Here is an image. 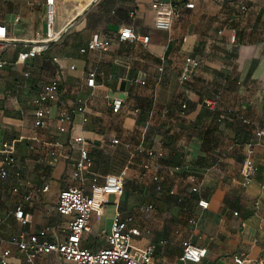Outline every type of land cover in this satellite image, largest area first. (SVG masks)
<instances>
[{"label":"crops","instance_id":"0c3cea01","mask_svg":"<svg viewBox=\"0 0 264 264\" xmlns=\"http://www.w3.org/2000/svg\"><path fill=\"white\" fill-rule=\"evenodd\" d=\"M154 1L55 0L54 29L61 36L44 42L45 0H0V23L11 39L1 50L7 64L0 68V143H13L18 169L0 179L1 236L49 225L50 238L62 239L69 217L56 210L59 190L82 185L89 191L93 176L102 183L126 165L123 192L108 193L101 212L91 213L82 245L106 244L118 206L140 230L135 246L155 244L153 264H232L238 251L264 256V133H256L264 130V0H193L168 30L154 25ZM124 24L148 41L118 40ZM93 31L112 37L108 50H80ZM34 43L45 44L42 53L19 60L18 51ZM90 70L94 85L86 83ZM51 78L59 82L58 95L46 105V123L36 126L32 98ZM114 97L123 100L118 112L111 110ZM205 97L215 98L214 108ZM60 109L70 113L63 130ZM77 134L93 158L83 183L72 165ZM247 156L253 173L243 183ZM171 158L181 161L175 172L166 162ZM172 187L180 199L169 193ZM148 201L160 211L143 210ZM17 202L29 213L26 224L14 216ZM184 239L206 247L199 263L179 259ZM13 252L15 264H28ZM33 264L73 263L51 251Z\"/></svg>","mask_w":264,"mask_h":264},{"label":"built area","instance_id":"2783aa9c","mask_svg":"<svg viewBox=\"0 0 264 264\" xmlns=\"http://www.w3.org/2000/svg\"><path fill=\"white\" fill-rule=\"evenodd\" d=\"M151 6L156 14L155 27L168 30L171 28L172 22L180 16L182 8L194 7V1L155 0ZM241 7L243 8L244 5L242 4ZM44 13L46 30L43 41L58 40L61 36V31H55L54 29L55 0H45ZM116 37L120 41L140 40L147 42L149 39L148 35L139 33L130 24L122 25ZM233 38L232 35V40ZM10 40L5 35L3 25L0 23V68L7 64V60L1 56V50ZM111 43L112 37L102 36L99 31H93L86 45L81 47L80 50L93 49L106 51L109 49ZM44 48V43H34L30 48L18 51V59L23 61L28 57L40 54ZM139 81L141 83L145 82L144 79H140ZM86 83L94 85L95 72L93 70L88 72ZM58 91L59 82L56 78H51L41 85L32 98L34 104V125L43 126L46 123V105L56 99ZM203 101L209 108H214L216 105V100L213 97H205ZM122 103L121 97H114L110 102L111 110L118 112ZM235 116L242 121H248L243 116ZM57 117L59 121L58 128L63 130L64 121L70 119V113L66 109H60ZM256 133H264V130L259 129ZM72 141L78 145V156L73 160L72 165L76 171L77 178L83 183L85 172L92 166L93 158L82 134L74 135ZM117 141V138L112 139L114 143ZM12 149L13 143L11 141L5 140L0 143L1 182H4L9 174L18 173ZM248 150L249 152L252 151L251 146ZM143 167L147 168L149 164L144 163ZM180 168L181 165H172L169 170L170 172H175ZM126 169L127 166L125 165L118 173L106 174L102 183H99L97 178L93 176L89 191H86L82 185H67L62 187L58 192L55 207L58 213L69 217L64 237L62 239H51L50 234L53 231V227L49 225L30 233L19 231L6 238L0 235V264H15L12 260L13 247L23 254L24 260L28 264H33L37 255L51 251L58 252L65 260L71 261L73 264H153L155 244L149 242L143 247L135 246L133 238L140 234V230L131 224L133 216L130 213L123 212L118 206L114 210L110 230L106 234V244L98 248H91L81 244L83 234L90 229L91 213L93 211L98 214L101 212L108 193L121 194L123 192ZM241 172L244 176L243 183L248 182L253 173V166L248 156L243 160ZM152 180L155 183V188L157 190L160 189L161 179L157 173L152 175ZM47 188L48 185H44L42 190H46ZM196 189V186L191 187L193 191ZM12 190L18 192L19 188L15 185L12 187ZM169 193L176 194L177 191L172 187L169 189ZM29 196L28 193L23 194L24 199H28ZM197 202L203 207H206L208 204V201L204 198H199ZM152 207V203H148L142 208L143 210H149ZM13 213L22 225L29 221V213L25 211L21 202L15 204ZM161 241L164 242L165 240ZM205 254L206 247L197 245L189 239L181 241L180 260L199 263ZM232 264H264V256L251 258L246 252L238 251L232 256Z\"/></svg>","mask_w":264,"mask_h":264},{"label":"trees","instance_id":"16d2710c","mask_svg":"<svg viewBox=\"0 0 264 264\" xmlns=\"http://www.w3.org/2000/svg\"><path fill=\"white\" fill-rule=\"evenodd\" d=\"M166 162H169V163L172 164V165H180V164H181V161H179V159H174V158H171V159L167 160ZM160 183H161V188H163V187H162V186H163V182L160 181ZM161 188H160V189H161ZM158 190H159V189H158ZM175 196H176L177 200L181 198L180 195H177V194H176Z\"/></svg>","mask_w":264,"mask_h":264},{"label":"rangeland","instance_id":"374dc122","mask_svg":"<svg viewBox=\"0 0 264 264\" xmlns=\"http://www.w3.org/2000/svg\"><path fill=\"white\" fill-rule=\"evenodd\" d=\"M110 202L111 201H107V203H110ZM147 203H152V205H153V207L151 208L152 211H150V212L156 213V212L160 211V206L156 202L148 201Z\"/></svg>","mask_w":264,"mask_h":264}]
</instances>
